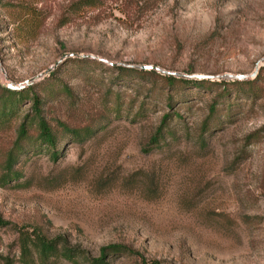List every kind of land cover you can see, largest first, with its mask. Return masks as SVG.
<instances>
[{
  "label": "rangeland",
  "instance_id": "rangeland-1",
  "mask_svg": "<svg viewBox=\"0 0 264 264\" xmlns=\"http://www.w3.org/2000/svg\"><path fill=\"white\" fill-rule=\"evenodd\" d=\"M89 1L0 0V86L33 78L57 152L32 127L3 180L31 93L0 120V264H264V0Z\"/></svg>",
  "mask_w": 264,
  "mask_h": 264
},
{
  "label": "trees",
  "instance_id": "trees-1",
  "mask_svg": "<svg viewBox=\"0 0 264 264\" xmlns=\"http://www.w3.org/2000/svg\"><path fill=\"white\" fill-rule=\"evenodd\" d=\"M85 5H91L92 1L89 0H84ZM25 15V14H24ZM23 17V14L22 16ZM70 57V58H69ZM65 57L62 59V61H67V60H75L77 62H92L91 59L87 57H76L74 58L73 56ZM117 69L123 70L124 68L117 66ZM143 72H153V70H143ZM50 76V75H49ZM167 81H172L175 79L172 75H165ZM202 80V79H201ZM32 86H27V87H22L19 89H10L5 86H0V120L4 118L10 117L16 110V107L18 103L28 97V94L31 93L32 91ZM31 106H30V112L26 113L23 115L22 119L18 123L17 130H16V136L14 141L12 142L11 147L7 150L5 154V158L3 161V167H4V174L2 175V179L10 180V179H17L19 174L18 172L14 171L12 169V166L14 163L17 161L18 155H20L23 152V141L28 137V131L32 128H36V136H35V141L37 142V145L39 147H44L46 150H50L51 155L53 157H56L57 152L54 149L56 145V136L50 127V125L47 123L45 120L44 116L42 115V104H41V99L35 94L31 93ZM210 110H213V106L210 105ZM168 118V115H165L163 117L162 122L164 123L165 120ZM57 125L61 127V129L67 133H69L71 136L74 138H80L78 131H75L73 129L68 128L61 122H57ZM159 132H157L158 134ZM90 134V130H86L85 136H88ZM84 137V136H83ZM156 135L151 137V140L156 139ZM3 222H0L2 224ZM53 242L49 241L47 244H42L39 242L38 247H39V253L42 256H47L49 254H55L56 250L53 246ZM25 245L22 246L23 251L25 252L26 249L24 248ZM122 249V248H121ZM107 250L112 251V252H118L120 250L119 246L116 245H111L102 248V253L99 258H94L90 260V264H107L104 261V258L107 255ZM63 257L69 258L71 257V252L67 251L64 248V252L61 253ZM24 264H30L27 260L25 261ZM142 264H158L157 262H151V263H142Z\"/></svg>",
  "mask_w": 264,
  "mask_h": 264
},
{
  "label": "water",
  "instance_id": "water-1",
  "mask_svg": "<svg viewBox=\"0 0 264 264\" xmlns=\"http://www.w3.org/2000/svg\"><path fill=\"white\" fill-rule=\"evenodd\" d=\"M69 56H76V57H87V58H90V59H96L98 61H101V62H105L109 65H114V63H111V62H108L100 57H97V56H94V55H90V54H65L62 56V59L65 58V57H69ZM264 60V58L262 59ZM60 60L56 61L54 63V66L59 62ZM261 64L259 63H256L255 66H254V69L253 71L248 75L249 77H253L256 72H257V69L259 68ZM139 69H143V70H154L156 72H159V73H162V74H166V75H172V76H178V77H186V78H197V79H207V78H211V76L209 75H202V74H191V75H186V74H182V73H178V72H173V71H167V70H164L158 66H155V65H151V64H141L138 66ZM49 71V69H47L44 73H47ZM225 77H228V78H233V79H237V80H242L245 78V75H242V74H237V75H230V74H225ZM33 78L25 81L23 84H12V83H8L6 85L7 88H10V89H19V88H22L24 87V85H29L31 82H32Z\"/></svg>",
  "mask_w": 264,
  "mask_h": 264
}]
</instances>
